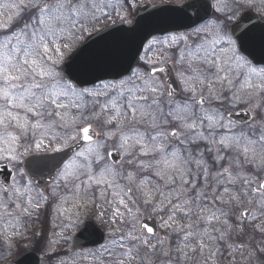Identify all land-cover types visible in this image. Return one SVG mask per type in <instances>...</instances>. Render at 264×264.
I'll list each match as a JSON object with an SVG mask.
<instances>
[{"label": "snow or ice", "instance_id": "1", "mask_svg": "<svg viewBox=\"0 0 264 264\" xmlns=\"http://www.w3.org/2000/svg\"><path fill=\"white\" fill-rule=\"evenodd\" d=\"M144 7L0 0V246L21 247L48 205L46 254L79 230L95 264H264V0ZM172 64L179 88L157 75Z\"/></svg>", "mask_w": 264, "mask_h": 264}, {"label": "rangeland", "instance_id": "2", "mask_svg": "<svg viewBox=\"0 0 264 264\" xmlns=\"http://www.w3.org/2000/svg\"><path fill=\"white\" fill-rule=\"evenodd\" d=\"M150 0H136V6L145 4L146 2H148ZM113 19H118L117 17H113ZM110 21H103L100 24L96 25V28L99 29L100 27H103L105 25V23H108ZM85 35H88L89 33H84ZM84 35H82V39L80 40L79 44L77 45V47L80 46V44H82L83 40H84ZM51 189H49L50 192ZM38 191H42L38 188ZM48 206V205H47ZM146 205L144 204H140L139 205V219L144 216V213L146 212ZM90 210H94V209H90ZM51 217H50V225H49V229H51V234L48 237L47 240H55L56 236L55 233L59 232L60 229L59 228H54L53 227V223H54V214L52 213L51 209ZM149 212L152 214H157L159 216H157L159 219V222L161 224V215L160 213H157L155 211H153V209H149ZM37 214H34L31 218L26 219V225H27V229L25 232V236L26 239L23 240L24 243L27 241H29V233L30 231L34 230V231H38L37 230V225L38 223H41L40 219H37ZM152 215V216H154ZM41 225V224H40ZM163 230V233L165 234V229L163 227H161ZM77 230H74L72 233L68 234L70 236V238L68 239L67 242H61L59 244L53 243L49 246L50 251L46 254V252L42 253V264H48V259H47V255L51 256V264H58V262L60 260H63L65 262V264H95V262L93 261V259L91 257H88L87 259H83L82 255L86 254L89 250H75L71 248V244H72V236L73 234L76 232ZM106 235V233H105ZM47 237V234H46ZM31 247H33V243L31 242L29 244L28 247H26L24 250L25 251H29V249H31ZM5 249H3L2 251H5L6 254H2L0 255V264H10V262H12L14 260V258L16 259L17 257L15 256V254L12 252L11 250V254H9V250L7 249V247H4ZM95 248V247H94ZM93 248V249H94ZM60 250H62L61 252H59ZM67 250V251H64ZM92 250V249H90ZM58 252V253H56ZM56 254H59L58 256ZM6 257V259H5ZM239 259V257H237ZM253 264H258L257 261H254Z\"/></svg>", "mask_w": 264, "mask_h": 264}, {"label": "water", "instance_id": "3", "mask_svg": "<svg viewBox=\"0 0 264 264\" xmlns=\"http://www.w3.org/2000/svg\"><path fill=\"white\" fill-rule=\"evenodd\" d=\"M151 10H152V8H150V7L147 9V11H151ZM145 13H146L145 9H143V12H140L141 15H144ZM93 39H95V34H94V36L89 37L84 42V44L89 42L90 40H93ZM230 118L233 119L234 121H238V122H243L245 120L243 112H236L235 114H232ZM2 171L3 170L0 169V173H2ZM52 179H53V176L44 175L42 179L37 180L35 183L39 186H45V185H48ZM2 181H3V175L0 174V182H2ZM141 223L146 224L147 227H151L153 229L154 233L156 232V224L154 223L153 219H145ZM78 236H79V234L77 235V237H75V245L76 246L82 247V246H88V245L94 244V243L86 242L83 238H78ZM96 240L99 242H103L102 240H100L99 236L96 237ZM25 256L31 258L29 261V264H40L39 258L35 253H29L28 255H25ZM25 256H23L19 260L24 259Z\"/></svg>", "mask_w": 264, "mask_h": 264}, {"label": "flooded vegetation", "instance_id": "4", "mask_svg": "<svg viewBox=\"0 0 264 264\" xmlns=\"http://www.w3.org/2000/svg\"><path fill=\"white\" fill-rule=\"evenodd\" d=\"M181 2H186V0H181ZM213 2H214V0H213ZM137 7V6H136ZM134 10H135V8H133V9H130L129 11H130V18H132V15H135V12H134ZM244 9H241V13H242V11H243ZM240 13V14H241ZM240 14H238V15H240ZM118 20V19H117ZM263 22H264V20H263ZM255 23V22H254ZM257 23V22H256ZM105 24H109V25H111V21L110 22H108V23H105ZM100 28H102V27H100ZM143 54V53H142ZM163 66V65H162ZM166 67V71L165 72H163V73H157V75L159 76V78L163 81V80H166V76L167 77H175V79H176V75H175V73H176V71H177V67L174 65V64H172V65H167V66H165ZM176 82H177V85H178V88H179V83H178V81H177V79H176ZM236 110H244L245 112H246V114L248 115V120H247V122L246 123H244L243 125H241L242 127H246L247 126V123H248V121L250 120V116H249V114H248V112H247V109L243 106V105H240V106H237V108H235V109H233L232 110V112H234V111H236ZM147 216V215H146ZM161 236H163V235H161Z\"/></svg>", "mask_w": 264, "mask_h": 264}]
</instances>
